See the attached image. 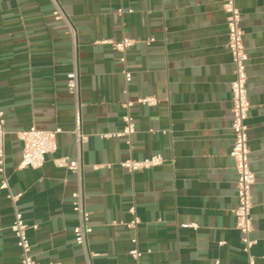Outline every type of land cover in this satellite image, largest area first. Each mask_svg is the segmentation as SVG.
Here are the masks:
<instances>
[{"label": "crops", "instance_id": "0c3cea01", "mask_svg": "<svg viewBox=\"0 0 264 264\" xmlns=\"http://www.w3.org/2000/svg\"><path fill=\"white\" fill-rule=\"evenodd\" d=\"M57 2L76 33V47L66 24L54 17L51 0H0L8 181L0 189V264L20 263L9 195L19 196L16 206L38 264H136L129 255L132 239L144 254L141 264H264V0H237L249 55L247 125L256 174L251 234L256 243L249 253L233 213L235 67L223 1ZM123 39L133 41L125 63L112 45L98 43ZM75 63L82 129L89 136L81 151L66 87ZM146 98L154 104L138 102ZM128 113L135 133L104 138L123 130ZM31 127L62 133L41 169L20 170L23 145L17 133ZM158 154L164 162L153 169L130 173L120 166ZM78 156L92 228L86 250L74 242L77 176L55 164ZM135 218L137 226L129 228Z\"/></svg>", "mask_w": 264, "mask_h": 264}, {"label": "built area", "instance_id": "2783aa9c", "mask_svg": "<svg viewBox=\"0 0 264 264\" xmlns=\"http://www.w3.org/2000/svg\"><path fill=\"white\" fill-rule=\"evenodd\" d=\"M222 11L226 14V22L228 29L227 48L232 55L233 64L235 67V80L231 84L232 93V123L231 130L233 133L232 148L229 153L234 163V170L237 176V199L238 204L233 211L236 217L237 229L242 235L243 251L249 253L255 245V241L251 239L253 232L252 209L253 204V187L256 184V174L251 169L250 165V149L247 120L251 109L248 92V74L247 63L249 55L245 43V33L242 28V14L237 6V0H222ZM54 6L53 15L57 20H62L68 30V34L72 39L74 47H76V33L69 23L66 15L63 13L57 0H51ZM100 44H110L112 47L121 52L123 56L120 61L125 63V53L129 50L133 41L123 39L120 42L101 41ZM126 82L129 83L132 79L130 73H125ZM66 87L71 95L74 103V130L75 145L78 151H81L83 145L89 141V136L83 132L82 117H81V97L79 73L76 63L73 69L67 75ZM141 104L151 105L154 100L151 98L140 99ZM130 105H128L129 107ZM124 128L120 133L104 135V138L127 137L132 136L136 131V126L131 115L128 113L123 117ZM6 120L0 102V189L8 188V181L5 174L6 166V149L5 138L7 131L5 128ZM62 133L60 128L49 131L31 127L28 130L17 133L18 138L22 142V157L18 168L22 169H41L46 162V156L54 154L57 151V136ZM129 143V142H128ZM164 157L162 155H153L141 161H136L131 158L122 161L120 166L130 173L140 172L153 169L163 164ZM55 164L77 176V187L72 193V209L77 217V225L75 226L74 242L76 245L86 250L89 235L92 233V228L89 225L90 213L85 206V193L82 178L81 159L78 156L74 160L69 158H60L55 160ZM14 206V221L11 226V231L16 239V245L20 254L19 264H38L33 257L32 247L28 238V229L22 214L17 208L19 196H8ZM133 212V211H132ZM138 220L135 218L129 224V228H135ZM36 228V227H34ZM133 248L129 252L131 258L136 261V264H141L144 254L137 247V239H132ZM250 264H254L250 260Z\"/></svg>", "mask_w": 264, "mask_h": 264}]
</instances>
